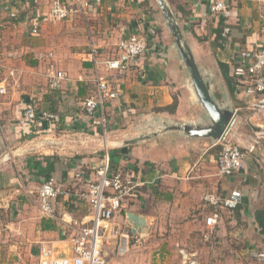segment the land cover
Listing matches in <instances>:
<instances>
[{"label":"crops","instance_id":"obj_1","mask_svg":"<svg viewBox=\"0 0 264 264\" xmlns=\"http://www.w3.org/2000/svg\"><path fill=\"white\" fill-rule=\"evenodd\" d=\"M53 1L0 0V87L6 90L0 95V264H20L28 256L37 264L41 245L57 256L71 255L78 224L88 221L87 204L78 195L95 178L104 154L109 157L117 148L122 156L116 167L131 177L133 189L112 226L131 232L125 213L144 216L145 233L131 232V240L148 250L147 263L183 264L184 251L196 264H258L248 251H264L255 218L264 209V117L254 110L256 97L243 92L231 69L234 53L261 37L264 0H223L231 9L226 36L225 23L208 9L215 0H167L198 66L211 73L214 97L230 101L236 114L228 135L246 156L229 176L217 175L218 146L209 139L168 131L120 145L148 126L157 127L159 119L193 122L204 115L154 0H60L63 18L52 14ZM14 10L16 19L10 16ZM130 35L146 38L148 51L125 71L100 64L99 73L118 88V96L106 100L103 121L98 114L88 116L83 100L95 91L90 47L103 61L114 57L117 42ZM57 71L66 76L51 89L48 81ZM29 101L37 112L56 118L21 123ZM252 145L256 149L247 151ZM44 156L57 157L50 173L59 190L53 218L41 214L36 195ZM231 190L241 193L238 207L223 210L219 224L209 229L205 218L213 208L203 194ZM138 257L127 251L117 262L139 264L143 257Z\"/></svg>","mask_w":264,"mask_h":264},{"label":"built area","instance_id":"obj_2","mask_svg":"<svg viewBox=\"0 0 264 264\" xmlns=\"http://www.w3.org/2000/svg\"><path fill=\"white\" fill-rule=\"evenodd\" d=\"M209 12L225 23L222 35L226 36L230 28L226 20L231 15L230 5L227 1L215 0L209 7ZM52 14L58 18L66 15V10L60 0H54L51 8ZM12 19H16L18 11L10 12ZM32 32H37L33 28ZM260 39L251 43L233 55L232 75L248 96L256 97L253 104L254 110L264 117V21L260 30ZM148 41L140 35H130L120 39L116 44V54L109 59L98 58V51L91 46L89 60L93 63L95 91L83 100V109L90 117H100L103 121L104 104L108 99L118 96V88L108 83V80L99 73L102 64L108 71H125L130 65L137 63L140 56L148 51ZM66 74L57 71L50 76L48 85L51 89L60 86V82ZM4 87H0V95L5 94ZM258 96V97H257ZM37 118L50 121L56 118L52 112H37L33 101L25 104L21 116V123L34 122ZM216 164L218 176H229L241 169L246 152L234 141L231 135H226L223 140L217 141ZM256 145L250 146L247 151H254ZM264 161V159H263ZM133 189L131 177L120 170L111 172L108 154L105 153L102 164L95 172V178L89 181L86 188L79 193V199L88 207L87 223L80 222L72 237V254L69 256H57L53 248L41 245L38 249L37 264H118L117 258L122 257L128 251L129 241L133 237L129 229L121 231L112 226V219L116 212L121 209L122 201ZM59 190L51 179L42 180L36 188L38 206L41 214L46 217H55L54 201ZM202 200L213 211L205 218V224L209 229L216 228L219 224L222 211L236 208L241 201V193L231 190L222 195L216 191H207ZM77 224V223H76ZM209 234L207 238L209 239ZM113 240V249L106 247L110 239ZM183 264H196V261L180 251ZM248 256L258 264H264V251L250 249Z\"/></svg>","mask_w":264,"mask_h":264},{"label":"water","instance_id":"obj_3","mask_svg":"<svg viewBox=\"0 0 264 264\" xmlns=\"http://www.w3.org/2000/svg\"><path fill=\"white\" fill-rule=\"evenodd\" d=\"M160 11L163 25L173 39V50L176 58L185 70L193 101L200 106L203 116L193 122L170 121L159 119L156 125L148 126L144 133L126 139L120 145H132L158 134L176 131L187 137L209 139L212 142L221 141L229 134L235 122L236 114L230 101L218 100L213 95V79L211 73L199 67L187 41V37L179 26L174 10L167 0H154ZM126 220L133 234H144L146 221L144 216L127 212Z\"/></svg>","mask_w":264,"mask_h":264},{"label":"trees","instance_id":"obj_4","mask_svg":"<svg viewBox=\"0 0 264 264\" xmlns=\"http://www.w3.org/2000/svg\"><path fill=\"white\" fill-rule=\"evenodd\" d=\"M220 20H222V19H220ZM175 105H176V103H174L172 106H175ZM120 150L121 149L117 148V149L111 150L109 152V165H110L111 172L118 170L116 167V164H117L116 158L118 156H122ZM43 158L47 162H46V166H45L42 178H43V180H48V179H50V173L54 169V162H55V159L57 157L56 156H44ZM236 208L231 209L229 211L235 210ZM122 212H124V211L122 210ZM255 218H256V221L258 224L259 233L264 237V209H262V210L260 209V210L256 211ZM208 240H211V235L209 236Z\"/></svg>","mask_w":264,"mask_h":264},{"label":"rangeland","instance_id":"obj_5","mask_svg":"<svg viewBox=\"0 0 264 264\" xmlns=\"http://www.w3.org/2000/svg\"><path fill=\"white\" fill-rule=\"evenodd\" d=\"M196 62L198 63L197 60H196ZM214 145L217 146L218 145L217 142H215ZM133 243L134 242H132V240L130 239L128 255L130 254V257H132V258L137 257V256L143 257V259H141V262L139 261V264H150V263H147L146 260H145L146 257L148 258V256H147L148 255V250L146 248L142 247V246H139V247L134 246ZM148 244H149V242H148ZM110 251H112V249ZM119 258H117V260H119ZM134 262H136V259L134 260ZM20 264H34V262L31 261L29 259V256H28V258L26 257L22 261H20Z\"/></svg>","mask_w":264,"mask_h":264}]
</instances>
